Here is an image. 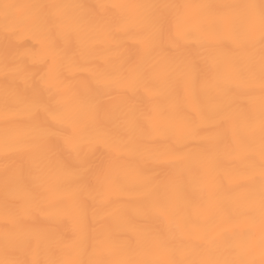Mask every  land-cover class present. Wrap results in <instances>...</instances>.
Segmentation results:
<instances>
[{
    "label": "clouds",
    "instance_id": "clouds-1",
    "mask_svg": "<svg viewBox=\"0 0 264 264\" xmlns=\"http://www.w3.org/2000/svg\"><path fill=\"white\" fill-rule=\"evenodd\" d=\"M0 264H264V0H0Z\"/></svg>",
    "mask_w": 264,
    "mask_h": 264
},
{
    "label": "snow or ice",
    "instance_id": "snow-or-ice-1",
    "mask_svg": "<svg viewBox=\"0 0 264 264\" xmlns=\"http://www.w3.org/2000/svg\"><path fill=\"white\" fill-rule=\"evenodd\" d=\"M109 146H111V145H109ZM231 225H225V227H230Z\"/></svg>",
    "mask_w": 264,
    "mask_h": 264
}]
</instances>
